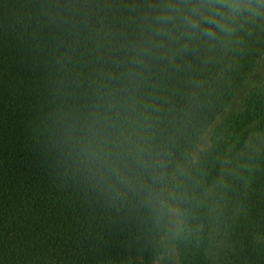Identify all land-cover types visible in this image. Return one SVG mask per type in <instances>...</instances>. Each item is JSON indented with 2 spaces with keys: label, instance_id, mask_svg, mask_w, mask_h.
Segmentation results:
<instances>
[{
  "label": "trees",
  "instance_id": "1",
  "mask_svg": "<svg viewBox=\"0 0 264 264\" xmlns=\"http://www.w3.org/2000/svg\"><path fill=\"white\" fill-rule=\"evenodd\" d=\"M158 3L0 0V264H155L163 232L140 197L103 195L81 159L92 134L115 160L133 132L168 153L170 174L186 172L194 231L177 241L181 263L264 264V85L189 162L259 68L264 23L230 50L185 52L155 32Z\"/></svg>",
  "mask_w": 264,
  "mask_h": 264
},
{
  "label": "clouds",
  "instance_id": "2",
  "mask_svg": "<svg viewBox=\"0 0 264 264\" xmlns=\"http://www.w3.org/2000/svg\"><path fill=\"white\" fill-rule=\"evenodd\" d=\"M154 20L155 32L168 40H183L185 52L196 50L198 43L210 50L218 47L227 51L242 42L237 37L246 25L264 23V0H159ZM94 136L81 142L80 153L100 192L113 200L124 196L123 189L137 194L154 227L163 232L162 246L165 241L186 240L194 229L188 207L192 198L180 180L186 176L184 169L177 165L170 174L168 153L156 151L147 136L121 133L115 160L111 150ZM132 168L147 170L149 178L129 176L124 171Z\"/></svg>",
  "mask_w": 264,
  "mask_h": 264
},
{
  "label": "rangeland",
  "instance_id": "3",
  "mask_svg": "<svg viewBox=\"0 0 264 264\" xmlns=\"http://www.w3.org/2000/svg\"><path fill=\"white\" fill-rule=\"evenodd\" d=\"M264 85V56L259 68L251 75L247 83L240 90L231 104L217 117L213 125L203 134L197 147L192 151L189 162L195 163L201 154L208 150L212 145L215 132L224 121L236 112H239L245 105L250 92L259 86ZM165 253L156 261L155 264H182L177 252V241H165ZM101 264H143L141 259H131L122 262H109Z\"/></svg>",
  "mask_w": 264,
  "mask_h": 264
}]
</instances>
